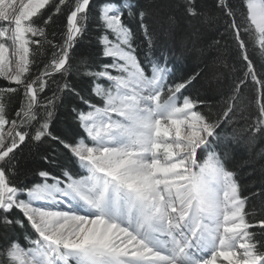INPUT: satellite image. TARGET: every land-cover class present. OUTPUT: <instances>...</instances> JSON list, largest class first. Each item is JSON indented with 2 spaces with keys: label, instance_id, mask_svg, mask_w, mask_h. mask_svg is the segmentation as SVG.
Masks as SVG:
<instances>
[{
  "label": "snow or ice",
  "instance_id": "snow-or-ice-1",
  "mask_svg": "<svg viewBox=\"0 0 264 264\" xmlns=\"http://www.w3.org/2000/svg\"><path fill=\"white\" fill-rule=\"evenodd\" d=\"M5 2L0 0V21L11 25V31L0 26V77L17 87L0 90V264H217L218 258L227 264H264V242L251 231L259 227L264 232V217L255 223L246 219L247 198L241 195L235 171L227 167L233 146L250 149L264 139V103H259L251 124L228 132L236 115L233 102L239 83L222 111L216 115L211 109L201 111L205 101L184 94L201 73L169 83V56L175 49L165 45L155 50L159 55L154 51L159 38L150 23L154 15H159L161 35L170 41L175 40L177 7L189 19L212 20L196 0H149L143 6L131 0H106L99 11L100 43L104 57L112 62L96 71L87 64L77 69L93 79L92 92L102 99V107L80 96L67 80L73 68L70 53L83 35L90 0H72L59 44L47 31L53 16L44 18L42 13L50 0H27L18 15ZM67 4L68 0H59L54 14ZM217 6L231 20L226 27L243 51L246 75L261 83L247 55L245 37L254 38L264 50V0H246V23L241 25L226 0H217ZM125 15L138 19L147 43L143 64L134 47L136 33L124 22ZM45 44L51 57L33 76L35 59L30 57L39 56ZM9 46L17 57L15 70ZM180 54L200 56L209 71L220 62L219 53L213 57L198 46L195 32L181 41ZM57 74L63 83L42 101L40 94ZM18 90L24 96L16 113L20 119L10 121L4 94ZM65 91L87 106L73 109L86 136L72 141L51 132ZM27 129H33L30 138L35 142L45 138L58 142L87 174L74 178L65 170L62 180L40 171L42 183L17 187L9 178L15 175L10 154L29 137ZM198 150L205 157L202 162L197 160ZM23 195L27 199H21ZM61 202L67 210L44 206ZM14 209L22 212L36 234L35 239L25 237L27 247L8 236L25 227V219L10 215Z\"/></svg>",
  "mask_w": 264,
  "mask_h": 264
},
{
  "label": "trees",
  "instance_id": "trees-1",
  "mask_svg": "<svg viewBox=\"0 0 264 264\" xmlns=\"http://www.w3.org/2000/svg\"><path fill=\"white\" fill-rule=\"evenodd\" d=\"M106 0H90L88 19L84 28L83 35L79 38L75 47L70 53V63L73 68L67 76L71 86L80 93L86 100L98 106L103 105L101 98L95 96L92 92L93 79L82 74L83 69L77 70L82 64H87L92 70H100L104 64L111 63L110 58L104 57L103 46L100 43V36L103 29L99 20V11ZM125 3L128 0H124ZM138 5H146L149 0H131ZM157 2L180 3L182 0H157ZM199 8L205 16L212 17V20L205 23L203 18H187L183 10L179 7L175 9L177 23L175 26V40L170 41L166 35H161L159 27V15L156 14L150 21L152 27L158 35L154 51L161 46H171L175 49L174 55L169 56V67L172 74L169 83L179 82L188 78L194 73L200 72L201 75L184 90L185 95L205 101L201 106V111L211 109L213 115L225 108L229 98L233 95V89L239 83V93L233 102L236 115L232 117L226 131L230 132L232 128L243 130L244 127L252 123L258 113L259 103H264V50L260 49L255 39L245 37L246 51L249 60L252 62L255 75L261 83H256L250 75H246L247 62L243 59V51L238 48L232 30L226 26L231 23L230 18L217 6V0H196ZM59 0H50V4L42 10L44 18L48 15L53 16V23L48 25L47 31L49 39L59 44L62 42V34L67 23L72 0L68 4L61 6V12L54 14V8ZM226 3L235 13L238 25L246 23L245 16L246 0H226ZM35 19V18H34ZM124 22L136 33V47L138 58L141 63H145V53L148 52L147 43L139 28L136 17H123ZM42 22V21H41ZM198 33V46L205 48L207 53L215 56L220 55V62L209 71L205 67V61L195 54H180L181 41H186L190 34ZM110 39L113 38L109 34ZM219 41V45L214 44ZM212 47H208V46ZM31 47L35 48V45ZM159 55L158 51H155ZM51 57V49L45 44L41 49V54L36 57L35 64L31 67L33 76L43 70L44 65ZM54 81V82H53ZM243 81V83H240ZM101 82V81H99ZM63 83L59 74L49 80V87L40 94L43 101L50 98L56 90L57 84ZM17 87L9 83L5 78L0 77V90ZM6 114L11 120H18L20 117L16 113L20 110L24 102L22 90L16 93H5ZM87 110V106L78 96L70 91H65L60 101L57 103L55 114L51 122V132L62 139L72 141L84 137L85 133L81 129L73 109ZM231 115V114H230ZM10 127V126H9ZM24 131L25 129H20ZM29 137L24 143L11 153L14 156L13 166L15 175L10 176L17 187L22 185L31 186L35 183H42L43 178L38 175L40 171H48L52 176L65 179L63 173L69 171L73 176L80 177L82 170L75 157L58 142L45 138L41 142H35L30 137L33 129H27ZM219 150V149H218ZM264 139H258L252 148H246L243 144L233 146L227 161V167L235 171L236 179L240 184L242 197H246L245 213L246 219L255 223L261 217H264ZM47 157V160L45 159ZM205 157L201 151H197V160L202 162ZM25 199V195L20 197ZM12 217L25 219L19 209H14L10 214ZM251 231L256 233V238L264 242V232L259 227H254ZM33 233L25 219L23 229L16 228L8 233V236L25 242V237H32ZM3 243V241H0Z\"/></svg>",
  "mask_w": 264,
  "mask_h": 264
},
{
  "label": "bare ground",
  "instance_id": "bare-ground-1",
  "mask_svg": "<svg viewBox=\"0 0 264 264\" xmlns=\"http://www.w3.org/2000/svg\"><path fill=\"white\" fill-rule=\"evenodd\" d=\"M21 3H27V0H6L5 2V7L6 8H9L10 6L14 7L16 9L14 15H18L19 14V11H20V8H21ZM0 26H8L9 27V31H11V25H8L6 22H3V21H0ZM11 47L13 48L14 50V47L13 46H9V51H8V58H12L14 60V62H11V65L13 67V70H15V64L17 62V57L15 56L14 54V51H10ZM34 206H37V205H34ZM46 208L47 207H51L53 208L54 210H67V205L65 203H58V204H46L44 205ZM218 260H220L218 258Z\"/></svg>",
  "mask_w": 264,
  "mask_h": 264
},
{
  "label": "rangeland",
  "instance_id": "rangeland-1",
  "mask_svg": "<svg viewBox=\"0 0 264 264\" xmlns=\"http://www.w3.org/2000/svg\"><path fill=\"white\" fill-rule=\"evenodd\" d=\"M13 50V48L11 47V49H10V51H12ZM14 51V50H13ZM12 51V52H13ZM111 59V58H110ZM10 60V62H14V60L12 59V58H10L9 59ZM7 80V79H6ZM8 81V80H7ZM9 82V81H8ZM10 83V82H9ZM100 83H104L105 84V86H107V82L106 81H101ZM103 106V105H102ZM10 125H6L5 126V128L7 129L8 127H9ZM85 136H86V134H85ZM6 143H7V138H6ZM76 159V161H77V163H79L78 162V160H77V158H75ZM79 166H80V163L78 164ZM81 167V166H80ZM81 169L82 170H84L82 167H81ZM85 171V170H84ZM49 182V181H48ZM51 183H52V181H50ZM25 197H26V199H27V196L25 195ZM31 229V228H30ZM31 231H32V233L34 234V237L36 238V234L33 232V230L31 229ZM237 250L238 251H242L241 249H239V248H237ZM220 259V261H223V263H218V264H227V261H224L223 260V258H219Z\"/></svg>",
  "mask_w": 264,
  "mask_h": 264
}]
</instances>
